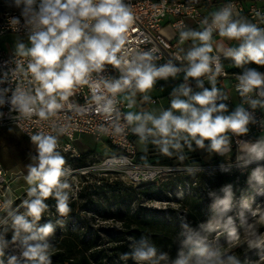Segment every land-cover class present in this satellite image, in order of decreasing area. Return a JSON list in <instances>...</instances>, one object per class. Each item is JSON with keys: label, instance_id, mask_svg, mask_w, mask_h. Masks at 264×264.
Returning <instances> with one entry per match:
<instances>
[{"label": "built area", "instance_id": "2783aa9c", "mask_svg": "<svg viewBox=\"0 0 264 264\" xmlns=\"http://www.w3.org/2000/svg\"><path fill=\"white\" fill-rule=\"evenodd\" d=\"M101 2L102 0H92V6ZM213 2L214 0H120L121 6L131 15L132 20L121 34L124 43L115 53L120 61L119 66L105 61L97 67L87 61L85 56L88 70L81 79H73L69 88H57L52 93L47 92L43 82L30 69V65L36 63V57L31 53L5 50L0 43V129L13 128L37 145L33 140L35 136L52 138L55 141L53 154L61 153L68 158L80 157L73 143L77 136L89 135L96 142H103L109 147L110 153L101 158L99 166L119 175L127 186L146 185L164 175L175 176L177 172L189 171L191 167L195 171L228 168L246 176L247 167L264 166V74H258L262 81L260 85L248 88L245 80L248 74L232 73L223 64L225 59L240 52L243 47L241 38L248 34L233 37L235 49L226 53H212L208 57V70L199 77H194L204 93L213 92L207 87V81L232 78L231 87L241 109L239 115L246 119L243 132L227 129V134L221 139V148L216 149L218 163L185 166L138 157L134 139L151 141L145 125L148 115L143 108L155 103L156 99H142L140 120L134 121L133 115L127 110L130 105L124 104L120 98L125 93L139 89L138 78L132 77L130 70L152 68L153 71H159L165 67L175 70L153 78L154 81H161L191 71L194 65L201 63L188 61L178 50V45L186 40V19L192 20L202 35L209 33L207 41H211L221 31L220 23L227 28L245 17L258 29L264 41V0H222L216 4L215 13L206 16L203 13L204 7ZM53 3L55 4V0ZM60 3L67 4V0H60ZM41 10L31 5L4 6L0 10V39L8 33L20 36L47 34L51 25L40 23ZM225 12L228 13L227 20L219 21L217 17ZM76 19L80 21L81 30L86 33L80 41L70 45L51 67L57 74L63 71L64 61L73 48L78 56H84L88 51L81 47L85 43V36L101 38L93 28L99 20L110 17L88 16ZM165 20L171 31L170 37L162 33ZM239 27L241 26L237 25ZM60 32L57 29V35ZM51 39L53 38L50 37V42ZM111 42L113 45L116 43L115 40ZM47 70L46 66L40 67L42 73ZM125 80L129 82L125 84ZM116 84L120 87L114 91ZM193 85V79L183 80L184 90ZM40 95H43L42 101L39 99ZM21 97L27 102L28 111L19 102ZM53 102L56 107L49 110L48 104ZM231 103L227 93L215 91L209 109H215L226 119L223 109ZM41 112L44 113L43 116L40 115ZM158 146H163V143L159 142ZM11 184V179L0 162V223L9 217L13 219L14 214L22 211L25 202H30L33 197L21 199Z\"/></svg>", "mask_w": 264, "mask_h": 264}, {"label": "rangeland", "instance_id": "374dc122", "mask_svg": "<svg viewBox=\"0 0 264 264\" xmlns=\"http://www.w3.org/2000/svg\"><path fill=\"white\" fill-rule=\"evenodd\" d=\"M36 36H20L8 33L1 37L0 43L8 51L17 53H31L38 41L33 40ZM190 45L197 51L199 48L210 47L207 40H201L200 36L191 33L188 36ZM246 42V40L242 41ZM241 42V43H242ZM215 50L218 52H228L233 47V37L221 36L220 33L213 37L211 41ZM206 83L207 87L213 91L224 92V88L229 89L231 101L235 104V110L239 111L237 97L233 92L231 83L226 79L220 85H216L213 80ZM181 83L155 84L145 89L147 98H157L155 104L151 103V109L147 113L146 127L151 135V141L157 145L163 143V150L170 152V159L164 163L180 164L185 166H194L198 163L206 165L218 163L216 149L212 147L213 140L204 138L199 134L192 136L184 130H178L169 122V132L163 134L155 125L154 121L160 120L164 113L171 112L172 117L185 120H192L191 110L195 109L199 118L205 111L210 110L209 104L200 105L193 97L203 95L202 87H193L187 92H183ZM174 101H180L189 105L188 111L174 109ZM138 121L140 113L135 112ZM211 120L217 117L223 118L218 111H211ZM226 119L235 118V115L225 112ZM227 134V129L216 136L215 139L221 140ZM183 144H185L183 146ZM75 150L80 154L79 158H68L66 155L56 153L64 160L61 167L62 175L59 177V183L53 190L59 191L63 195L76 197L80 189L87 185L98 184L103 181H120L119 175L105 171L99 166L102 157L107 156L109 147L103 142H96L89 135H79L73 143ZM136 146L139 150L144 148L142 139L137 140ZM0 162L5 168L12 182V187L21 199L32 197L28 202L30 204L39 196L40 181H33L29 184L27 177L30 175L31 168H38L40 164V151L36 143L25 139L17 130L13 128L0 129ZM80 162L83 163L81 166ZM191 170L177 172L174 175H164L152 184L148 194L140 195L138 202L147 208L154 209L167 215L170 209L180 213L191 209L194 215H201L205 223L212 229L209 235L208 247L201 263L193 264H240L241 259L249 261V264H260L264 261V180L259 186L252 184L250 189H227L219 188L214 184V178L220 173H228L231 169L205 171ZM246 182L255 181L261 177V169L258 166L247 167ZM258 177V178H257ZM66 185V187H65ZM35 188L36 194L30 195L31 189ZM227 201V206L220 203ZM193 205V208L191 206ZM27 204L22 211H17L13 219L10 217L0 223V264H31L34 257L25 256L24 252L33 245L39 244L40 231L33 216L26 211ZM17 217L29 219L32 221L31 231L23 232L22 228L16 226ZM193 221V220H190ZM189 220L182 217L180 221L181 228L185 237H191ZM107 224V223H106ZM98 222L97 225H106ZM9 225L10 230L3 231V228ZM14 229V232H12ZM18 233L19 235H17ZM36 235L37 239H28ZM39 242V243H38ZM1 255H6L1 258ZM237 257V258H236ZM117 264H150L138 258L127 260L119 258Z\"/></svg>", "mask_w": 264, "mask_h": 264}, {"label": "trees", "instance_id": "16d2710c", "mask_svg": "<svg viewBox=\"0 0 264 264\" xmlns=\"http://www.w3.org/2000/svg\"><path fill=\"white\" fill-rule=\"evenodd\" d=\"M220 1L214 0L212 4ZM51 4H54L53 0H0V10L6 5H31L42 9ZM223 64L232 73L264 74V64L252 60L247 53L239 63L234 55L225 59ZM80 164L83 165L82 162ZM262 180L264 171H261L259 179L247 184L245 175L228 172L216 175L214 184L219 188L248 190L252 184L259 186ZM151 185L125 186L116 180L103 181L82 187L75 198L54 190L49 197H41L46 207L39 219H32L39 230L50 224L52 231L47 235L40 232L38 241L41 243H38L43 245L42 251L31 264H117L119 258L131 260L137 258L138 251L147 252L149 249L153 250V254L142 261L150 264L201 263L212 229L201 215H194L191 209L180 217V213L172 209L165 215L139 203V196L148 194ZM61 201L66 205L65 212L59 211ZM26 211H29L28 207ZM182 217L193 220L188 225L191 237L183 234L180 225ZM24 220L29 224L32 222ZM98 222L107 224L97 225ZM4 230L9 231V225ZM5 256L1 255V258ZM41 256L44 258L41 259ZM249 263L241 259L240 264Z\"/></svg>", "mask_w": 264, "mask_h": 264}, {"label": "clouds", "instance_id": "9594fccd", "mask_svg": "<svg viewBox=\"0 0 264 264\" xmlns=\"http://www.w3.org/2000/svg\"><path fill=\"white\" fill-rule=\"evenodd\" d=\"M110 17V19H101L93 28V31L100 34L101 38H88L85 36V43L81 47L88 51L84 56H78L75 48L71 50V54L64 61V69L59 74L51 70V67L55 65L61 55L70 45L76 44L80 41L83 32L80 28V21L77 17ZM228 13L217 17L221 22L227 20ZM132 20L131 15L125 11L121 6L120 0H102V2L93 7L92 0H67V4H61L60 0H55V4L42 8L40 15V23L44 25H51L48 28L47 34L41 33L33 40L38 41L35 43V47L31 50V54L36 57V63L30 65V69L36 74L37 79L43 82L44 88L48 93H52L57 88H69L73 79L80 80L81 77L87 72L88 66L85 63V56L87 61L91 62L95 66L99 67L103 62L107 61L113 65L119 66L120 61L117 60L115 53L119 51L120 46L124 43L121 36L127 29L129 22ZM88 25H84L87 27ZM220 35L228 37H240L250 33L248 43L246 46L241 47L240 52L235 55L237 63L245 53L249 54L252 60L257 63L264 64V41L254 45L252 37L257 35L255 29L241 26L237 28L236 24H231L227 28L223 23H220ZM57 29L61 32L57 35ZM50 37L51 39L50 42ZM106 37V38H105ZM209 33H204L200 36L201 40H208ZM115 40V45L111 41ZM211 51L210 47H203L190 54V58L193 60L197 57L200 58L201 63L193 66L192 70L188 73L189 76L199 77L203 72L208 70V56L204 55L205 52ZM46 66L47 71L40 72L41 66ZM175 70L170 67H165L159 71H153L152 68H147L141 71L140 68L130 70V75L136 77L137 87L140 90L148 89L152 86L153 78L156 76L167 75L173 73ZM246 84L248 88L251 86H258L262 83L261 78L255 72H250L246 77ZM51 81V82H49ZM129 81L125 80L127 84ZM120 85L116 84L113 90L119 89ZM248 88L245 90L247 91ZM187 95V92H185ZM215 95L213 92H205L203 95H197L193 99L200 105H207L211 102ZM39 99L43 100V95H40ZM19 102L24 107L25 111H28L27 102L21 97ZM55 103H49V110L55 108ZM174 109L188 111L189 105L180 101H174L172 104ZM210 109L205 111L202 115L197 117L195 109L191 110L192 120L188 121L181 118H174L171 112L164 113L160 120L154 121L157 128L161 133L167 134L169 132V122L174 125L178 130H184L192 136L199 134L204 138H211L213 140L212 147L219 150L223 144V140L215 139L217 135L223 133L226 129L230 128L233 131L243 132L246 119L244 116L238 115L237 118L222 119L217 117L214 121L211 120ZM44 115L43 112L40 113ZM138 118V117H137ZM33 140L38 143L40 151V164L38 168H31L30 175L27 177L28 183L33 181H40L39 184V196L36 200L27 204L29 209V215L39 219L42 211L46 205L43 203L42 198L50 196L52 189L59 183V177L62 175L61 166L64 164V160L58 155H54L55 141L52 138H41L40 136L33 137ZM255 150V149H254ZM258 178V177H257ZM66 187V185H65ZM36 189L33 188L30 191V195L36 194ZM220 203L227 206V201H221ZM66 205L61 201L59 205V211L65 212ZM16 225L22 228L24 231H31V225L23 219V217H17L15 220ZM44 235H47L52 231V226L46 225L39 230ZM28 239H37L36 235L28 237ZM42 249L37 246L29 248L24 252L25 256L34 257L38 255ZM153 254V250L149 249L147 252L138 251L137 258L144 260L148 259ZM44 257L41 256V259Z\"/></svg>", "mask_w": 264, "mask_h": 264}, {"label": "crops", "instance_id": "0c3cea01", "mask_svg": "<svg viewBox=\"0 0 264 264\" xmlns=\"http://www.w3.org/2000/svg\"><path fill=\"white\" fill-rule=\"evenodd\" d=\"M217 4V3H216ZM216 4H209V5H206L203 9V13L206 15V16H211L215 13L216 11ZM236 25H239V26H244V27H249V28H252V29H255L256 32H257V35L255 37H252V42L255 44H257L258 42H261L262 41V36L260 34V32L258 31V29L251 23V21L247 18H241L237 23ZM162 33L167 36V37H170L171 36V31H170V28L168 26V21L165 20L163 21V27H162ZM191 33H195L199 36H201L202 34L200 33L199 29L197 27H195L194 23L192 20L190 19H186V29L184 31V34H185V37H186V40L185 42L181 43L178 45V50L179 52L188 60V61H191V62H200V58L197 57L195 58L194 60L192 58H190V54L195 52V50L192 48V46L190 45V41L188 40V36L191 34ZM220 33V32H219ZM219 33H216L214 36H216L217 34ZM251 34L248 33V35L244 36L241 38V42L246 40V42H242V45L243 46H246V44L248 43V39H249V36ZM213 40V39H212ZM211 40V41H212ZM211 41H207V43L209 44L210 48H211V51H208V52H205L204 55H207L208 57L212 54V53H226V52H218L215 50L214 46L212 45ZM236 48V45H235V42L233 43V47L232 49H235ZM200 49V48H199ZM144 71V70H143ZM190 71H186L185 73H182V74H178L176 76H173V77H170L168 79H165V80H161V81H154L153 80V83L152 84H155V87L157 88V84H165V83H181L182 87H183V80L185 78H189V79H193V83L194 85L191 87H200L199 85H197V79H195L194 77L192 76H189L188 73ZM226 79H228V81L230 83H232V78H225V79H219L218 81H214V83H216V85H220L221 83H223ZM211 81H207V83ZM191 88L187 89V90H184L181 89L183 92H188L189 90H191ZM230 90L229 89H226L224 88V92L227 93L229 95V92ZM204 92V91H203ZM230 96V95H229ZM121 101L126 104V105H130L127 107V110L131 113V115H133V119L134 121H138L137 119V115L135 114V112H139V108H140V105H141V102H142V99H146V100H150V99H157V98H150L148 99L147 98V95L145 93V90H139V89H135V90H132L128 93H125L123 95H121ZM237 103L239 104V101L237 100ZM151 104V103H150ZM147 105L145 106L143 109L146 110V112L148 113L149 110L151 109V105ZM155 104V103H154ZM240 104H239V111L238 113L236 114V110H235V104L232 102L230 106H227L223 109V114L225 112H229L230 114L232 115H239L240 113ZM220 113V112H219ZM221 114V113H220ZM146 122V121H145ZM146 125V124H145ZM225 136V135H224ZM223 136V137H224ZM222 137V139H223ZM141 138H135L134 141H135V145L137 143V140H139ZM143 140V139H142ZM143 143H144V148L142 150H139L137 148V153H138V157L139 159H151L153 161H156V162H160V163H164L166 162L167 160L170 159V152L168 153L167 151L163 150L162 148H160L155 142H148L146 140H143ZM185 144H183L184 146ZM185 147V146H184Z\"/></svg>", "mask_w": 264, "mask_h": 264}]
</instances>
